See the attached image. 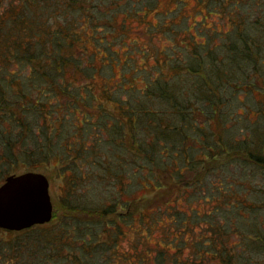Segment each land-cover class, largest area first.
<instances>
[{
  "label": "trees",
  "instance_id": "obj_1",
  "mask_svg": "<svg viewBox=\"0 0 264 264\" xmlns=\"http://www.w3.org/2000/svg\"><path fill=\"white\" fill-rule=\"evenodd\" d=\"M157 2L0 0V182L49 170L65 208L0 228V264H264V0H198L229 26L162 21L121 61Z\"/></svg>",
  "mask_w": 264,
  "mask_h": 264
},
{
  "label": "rangeland",
  "instance_id": "obj_2",
  "mask_svg": "<svg viewBox=\"0 0 264 264\" xmlns=\"http://www.w3.org/2000/svg\"><path fill=\"white\" fill-rule=\"evenodd\" d=\"M145 8H146V12L144 15V20H143L144 22L143 23L138 22L136 19H133L132 21H130V25H131L130 31L125 36V40L122 39V35H121V37L114 38L115 42L113 43V48H115L119 51L121 61H123L125 59V56H128V55L135 56V53L133 54L132 51L130 50V47H132V49H133V45H134V42L132 40L133 39L142 40V39L146 38L145 32H147V33L152 32L150 34H154V38L152 39V42L155 43L156 48L160 49L162 47H165V44L167 42H169V40L164 35L165 33L162 30L156 31V29L154 27H152V30L148 29V26L150 28L151 25H153V24H162V21L163 22L167 21L169 23L168 27L171 25L170 27L172 29L174 27V24H172L171 21L179 20L181 15H187V18H180L183 20L180 22L179 26L182 27L183 25H186V27L190 29V32L195 33V34H197L196 33V26L199 24L196 21H198L200 19L203 20L202 22H204V24L206 26L218 27L219 29L226 28V26H229L228 24L222 25L220 23L219 17L217 15H212V14L207 13L206 5L204 6L203 4H200L198 2V0H184V2H182V1L180 2L178 0H158V2L155 5H153V6L145 5ZM117 19H118V21L122 20V12L117 15ZM57 20H58V18H57ZM208 32L211 33V31H208ZM206 35H207V38L209 39L210 37L208 36L207 33H206ZM213 35H214V40L216 42L222 41V39L219 38L221 33L213 32ZM110 38H112V36H110ZM196 38H197V40H202V38L198 37L197 35H196ZM118 39H121L120 42H116V40H118ZM153 50H155V49H153ZM101 51L103 53L104 49L102 48ZM153 57L154 56L151 55L149 57L148 61L150 60V61L154 62ZM135 59H136L135 61L133 60L134 64H135L134 66L138 67L139 64L142 63L143 57L140 54H137L135 56ZM133 61H131V62H133ZM127 62L128 61H124V63L121 62L120 64L114 66V71H115L114 81H113L114 83H117L119 80H122V74L130 75V73H128L129 67L126 65ZM142 65H145V63H143ZM99 79H100V77L98 76L97 80H99ZM136 83L138 85L141 84L140 81H138V80ZM256 96L258 98H260L263 95H261L260 93H257ZM98 99H100L99 95H97V100ZM250 116L252 117V120H254L255 118H257V112L256 111L250 112ZM79 118H81L80 114H79ZM263 127H264V124L262 122H260V128H263ZM231 168L232 167H230V169ZM16 172L18 173V172H20V170H17ZM43 173H45V172L43 171ZM46 175L49 179V193H50L51 200L53 203V216H55V217L63 216L65 213V208H64V203H63L61 195H62V192H64V189L62 187V186H64V184H63L62 180L57 177L56 173L53 174L48 170V171H46ZM210 177H212V175H210ZM4 178H1V180H4ZM108 179H109L108 180L109 182L112 181L111 178H108ZM257 179H259V178H257ZM81 183H82V181H81ZM95 187L97 188V192H95L96 194L94 197H97V198H98V196L100 197L101 195H104V194L107 195L106 192L108 191V189L111 190V188L105 182L101 183L100 186H98V184H97ZM99 187L101 188V190ZM238 187H239V185H238ZM81 189L86 190V187L83 188V186H81ZM145 190H147V189L146 188H138L137 190H134L133 194L139 195ZM120 191H122V188L121 189L118 188V193L122 199V192L120 193ZM93 193H94V191H93ZM150 194L152 195V193H150ZM124 195H126V194H124ZM124 195H123V197H125ZM208 205H209V203H208ZM0 236H2L1 238H4V237L6 238L5 233L1 232ZM132 238H133V235H132L131 231H129V234H127V236H125L123 238V240H122V236L120 237V239L118 240V242H119L118 248H120V251H122V247L129 248V239H132ZM151 241L153 242V240H151ZM170 249L173 250L174 247H171ZM188 250H189V248H185V250H184L185 254L188 252Z\"/></svg>",
  "mask_w": 264,
  "mask_h": 264
},
{
  "label": "water",
  "instance_id": "obj_3",
  "mask_svg": "<svg viewBox=\"0 0 264 264\" xmlns=\"http://www.w3.org/2000/svg\"><path fill=\"white\" fill-rule=\"evenodd\" d=\"M49 179L40 171L9 174L0 183V228L21 230L51 220Z\"/></svg>",
  "mask_w": 264,
  "mask_h": 264
}]
</instances>
